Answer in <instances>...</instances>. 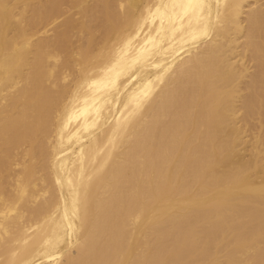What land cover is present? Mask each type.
Returning a JSON list of instances; mask_svg holds the SVG:
<instances>
[{"label":"bare ground","instance_id":"1","mask_svg":"<svg viewBox=\"0 0 264 264\" xmlns=\"http://www.w3.org/2000/svg\"><path fill=\"white\" fill-rule=\"evenodd\" d=\"M0 264H264V0H0Z\"/></svg>","mask_w":264,"mask_h":264},{"label":"rangeland","instance_id":"2","mask_svg":"<svg viewBox=\"0 0 264 264\" xmlns=\"http://www.w3.org/2000/svg\"><path fill=\"white\" fill-rule=\"evenodd\" d=\"M90 2H94V0H90ZM70 15H72V14H70ZM78 17H80V16H78V15H75V18H78ZM100 19H98L96 22H98ZM96 22L95 21H93V23H92V25L95 23L96 24ZM94 24V25H95ZM99 24V23H98Z\"/></svg>","mask_w":264,"mask_h":264}]
</instances>
